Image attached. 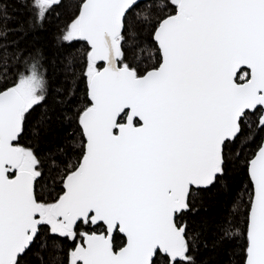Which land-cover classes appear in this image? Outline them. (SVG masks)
<instances>
[{
    "label": "snow or ice",
    "instance_id": "6c2138e0",
    "mask_svg": "<svg viewBox=\"0 0 264 264\" xmlns=\"http://www.w3.org/2000/svg\"><path fill=\"white\" fill-rule=\"evenodd\" d=\"M19 7L25 26L63 7L59 40L86 49L53 95L39 52L0 29V264H207L200 250L226 241L239 264H264V0ZM30 121L36 144L62 135L22 144ZM237 168L242 227L198 220L202 193L229 189Z\"/></svg>",
    "mask_w": 264,
    "mask_h": 264
},
{
    "label": "trees",
    "instance_id": "16d2710c",
    "mask_svg": "<svg viewBox=\"0 0 264 264\" xmlns=\"http://www.w3.org/2000/svg\"><path fill=\"white\" fill-rule=\"evenodd\" d=\"M23 0H9L8 18L0 21V29L7 32L4 43H7L28 55H35L37 51L41 60L48 71V76L55 90L62 89L65 86L69 72L66 70V58L71 55L75 58L78 65L75 71L79 73L82 66V54L86 49L85 42L75 41L69 46L67 43H61L59 40L60 32L68 21V13L63 7L55 8L42 23L35 26H25L23 24L27 12L19 7ZM0 39H3L0 37ZM148 61H145L147 63ZM86 82L78 84L76 93V103L74 107L79 106L85 99ZM51 103V100H50ZM34 131L30 121L26 127L25 134L21 137L22 144L32 143L40 149H47L49 141L62 135L57 126H53L50 136H43L36 144L34 140ZM249 187L248 178L241 168H237L233 173L229 189L218 191L212 189L202 193L198 202L199 214L198 220H206L209 224L227 220L231 224L243 225L244 207L241 201H247L246 189ZM43 191V185L40 186ZM215 235V233H213ZM240 241H226L215 251L200 250L199 257L201 261H207V264H239V248L236 247Z\"/></svg>",
    "mask_w": 264,
    "mask_h": 264
}]
</instances>
